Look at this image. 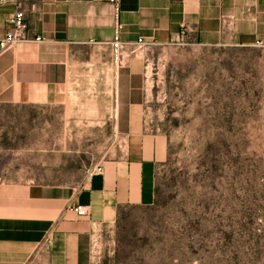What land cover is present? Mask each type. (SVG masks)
Returning a JSON list of instances; mask_svg holds the SVG:
<instances>
[{
	"label": "rangeland",
	"instance_id": "obj_1",
	"mask_svg": "<svg viewBox=\"0 0 264 264\" xmlns=\"http://www.w3.org/2000/svg\"><path fill=\"white\" fill-rule=\"evenodd\" d=\"M144 126L162 135L155 202L118 218L109 264H264V42L143 44ZM94 102L0 114V180L83 187L125 134ZM104 109V108H103Z\"/></svg>",
	"mask_w": 264,
	"mask_h": 264
},
{
	"label": "crops",
	"instance_id": "obj_2",
	"mask_svg": "<svg viewBox=\"0 0 264 264\" xmlns=\"http://www.w3.org/2000/svg\"><path fill=\"white\" fill-rule=\"evenodd\" d=\"M22 9L26 38L0 55V114L81 101L98 109L101 100L125 139L118 157L73 193L0 180V264H109L104 247L120 212L154 204L167 154L141 115L149 84L140 48L167 45L181 32L199 46L262 44L264 0H120L117 20L111 0H23ZM13 11L0 7V40Z\"/></svg>",
	"mask_w": 264,
	"mask_h": 264
},
{
	"label": "built area",
	"instance_id": "obj_3",
	"mask_svg": "<svg viewBox=\"0 0 264 264\" xmlns=\"http://www.w3.org/2000/svg\"><path fill=\"white\" fill-rule=\"evenodd\" d=\"M111 3L114 6V12H115V19H118V13H119V3L120 0H111ZM11 5L14 7V11L10 16L7 18L6 23L8 25V30L4 37L0 40V55L4 54L5 52L9 51L11 48L19 44L20 42H23L25 40V32H26V23H25V14L22 9L23 6V0H0V7ZM116 27L118 28V24H116ZM184 32H181L180 38L183 40ZM113 48V56L115 62L120 58L122 45L118 42V39L115 38L114 42L112 43ZM102 172L101 166L97 165L95 166L91 173L92 174H100ZM75 212L79 216H85L86 210L82 206H77L75 208Z\"/></svg>",
	"mask_w": 264,
	"mask_h": 264
},
{
	"label": "trees",
	"instance_id": "obj_4",
	"mask_svg": "<svg viewBox=\"0 0 264 264\" xmlns=\"http://www.w3.org/2000/svg\"><path fill=\"white\" fill-rule=\"evenodd\" d=\"M120 214H121V212H120Z\"/></svg>",
	"mask_w": 264,
	"mask_h": 264
}]
</instances>
